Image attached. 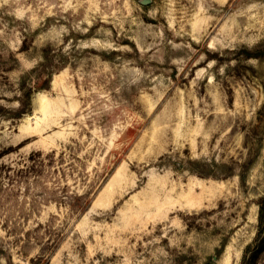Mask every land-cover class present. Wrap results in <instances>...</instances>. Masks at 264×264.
<instances>
[{"label": "rangeland", "instance_id": "374dc122", "mask_svg": "<svg viewBox=\"0 0 264 264\" xmlns=\"http://www.w3.org/2000/svg\"><path fill=\"white\" fill-rule=\"evenodd\" d=\"M142 1L0 0V264H264V0Z\"/></svg>", "mask_w": 264, "mask_h": 264}, {"label": "trees", "instance_id": "16d2710c", "mask_svg": "<svg viewBox=\"0 0 264 264\" xmlns=\"http://www.w3.org/2000/svg\"><path fill=\"white\" fill-rule=\"evenodd\" d=\"M52 81H53V74L48 75V78L46 80H44L43 84L39 85V87L37 89H39V90H48V89H50L51 85H52ZM34 88L35 87L29 89L28 92L25 94V99L23 101H21L24 110H25L26 107H28V109H29V107L32 105V93H33V89ZM35 90H36V88H35ZM23 111H21V114H18V117H21V115L23 113H25ZM249 249H250V247H249Z\"/></svg>", "mask_w": 264, "mask_h": 264}, {"label": "water", "instance_id": "95a60500", "mask_svg": "<svg viewBox=\"0 0 264 264\" xmlns=\"http://www.w3.org/2000/svg\"><path fill=\"white\" fill-rule=\"evenodd\" d=\"M149 3H150V0H143V1H142V4H143V5H148Z\"/></svg>", "mask_w": 264, "mask_h": 264}]
</instances>
